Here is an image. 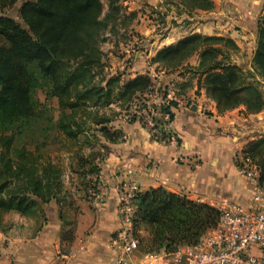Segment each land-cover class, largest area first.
Wrapping results in <instances>:
<instances>
[{
	"label": "trees",
	"instance_id": "16d2710c",
	"mask_svg": "<svg viewBox=\"0 0 264 264\" xmlns=\"http://www.w3.org/2000/svg\"><path fill=\"white\" fill-rule=\"evenodd\" d=\"M19 1L0 0V230L4 215H32L40 203L54 200L59 204L63 192L60 170L50 165L39 169L38 158L26 146L19 147L22 139L56 129L67 139L78 141L88 132L87 122L79 115L95 111L90 121L94 129L89 132L96 140L122 142L124 135L109 127L114 120L99 115L98 110L111 104L125 109L154 86L148 75L126 81L117 75L104 86H88L84 85L83 71L64 68L78 61H84L78 70L102 65L101 44L106 32L118 26L120 15L121 22L136 18V13L123 15L119 0H108L107 14L102 0H25L19 10L22 23L3 13ZM178 1L187 9L214 8L209 0ZM113 19L115 25L110 23ZM238 51L229 38L192 34L159 50L152 64L166 71L186 68L198 76L199 87L216 103L220 113L244 106L248 114H258L264 110V13L258 23L251 71L244 72L234 63L233 56ZM193 57L199 59L197 67L188 62ZM30 65L36 66L38 78L30 73ZM44 86L47 98L56 99L61 112L56 123L47 103H39L34 96ZM176 106L171 101L164 110L170 121L174 118L170 108ZM42 122L47 124L43 129ZM84 139L85 144L92 145L88 137ZM38 144L34 145L36 150ZM243 153L260 168L263 184L264 137L250 142ZM13 183L17 184L15 190L11 188ZM135 206V231L147 227L152 234L151 247L144 253L174 254L184 246L196 245L219 219L217 209L164 188L143 192Z\"/></svg>",
	"mask_w": 264,
	"mask_h": 264
},
{
	"label": "crops",
	"instance_id": "0c3cea01",
	"mask_svg": "<svg viewBox=\"0 0 264 264\" xmlns=\"http://www.w3.org/2000/svg\"><path fill=\"white\" fill-rule=\"evenodd\" d=\"M132 1L135 11L124 12L136 13L137 21L134 19L130 28L139 25L142 10L154 11L162 21L147 31L150 49L135 55L130 78L148 75L174 86L170 94L177 106L170 108L174 118L165 126L171 141H157L138 122H112V130L121 132L124 140L106 142L107 156L98 164L105 200L97 203L92 197L80 203V213L72 224L60 215L54 200L40 203L29 216L6 214L0 230V264H111L118 251L115 235L122 226L120 190L130 179L137 181L143 192L164 188L215 209L225 202L246 209L253 206V187L238 173L236 156L250 142L264 137V110L248 114L241 106L220 113L199 87L198 76L182 67L158 69L152 59L162 48L201 34L234 41L239 48L234 63L244 72L251 71L264 0H209L214 6L209 11L187 9L178 0ZM188 62L197 67L199 59L193 57ZM189 80L190 89L181 91ZM144 254L136 253L132 262L139 264Z\"/></svg>",
	"mask_w": 264,
	"mask_h": 264
},
{
	"label": "rangeland",
	"instance_id": "374dc122",
	"mask_svg": "<svg viewBox=\"0 0 264 264\" xmlns=\"http://www.w3.org/2000/svg\"><path fill=\"white\" fill-rule=\"evenodd\" d=\"M24 1L25 0H20L18 4L12 8L5 9L3 13L17 22L22 23L19 10ZM119 1V4L123 8V12H127L129 9L128 12L135 11L134 6L130 4L135 3L134 1ZM102 3L104 5V14L109 13L108 0H102ZM126 3L128 4L125 5ZM140 13L141 19H139V25L135 26L134 29L130 28L132 25H135L133 22L134 18H126V20L121 22L120 15L119 22H116V26H118L114 30H111V32H106V35L104 36L105 41L101 44L103 66H95L94 68L92 67V69L82 68V70H78L83 67L84 64V61H78L65 65V70H71L76 73L83 71L84 85L88 86H104L110 77L117 75L121 76L123 81L128 80L133 74L131 70L134 65L135 55L145 52L146 49H150L149 40L151 35L147 31H152L156 24H161L162 22L161 18L155 17V13L152 10H149L148 12H143L142 10ZM123 15L126 14L123 13ZM135 21H137L136 18ZM114 22V19L110 21V23L115 25ZM127 26H129V28ZM91 70L94 71V75ZM29 71L35 78L39 77L35 65H30ZM152 79L154 83V86L151 88L152 91H154L153 89H159L158 99L164 100L169 105L172 101L171 97H173V95L171 96L170 94V89H174V86L165 83L163 78L160 80L156 77H152ZM185 85L186 86L180 88L181 91H183V89H190V80ZM146 95L147 94L141 96L138 100H135L133 105L128 106L125 109L119 108L117 104L102 107L98 110L99 115L109 116L114 120L113 122L120 120L127 123L137 122L142 107H146L147 102L150 100ZM34 96L39 103H47L53 115L54 123H56L61 116L57 100L47 98L48 96L45 86L39 87ZM94 112L95 111H90V115H85L82 112L79 115L81 119L87 122L86 128L88 132L86 135L83 134L80 136L78 141L69 140L58 130L54 129L49 133L37 132L35 135L27 136V138H24L19 142V147L22 145L26 146L27 150L38 158L39 169L50 165L52 168L60 170L63 192L59 196L60 200L59 204L57 203V206L60 207L59 211H61V216L63 214L64 217H67L70 220V224H72L73 221H76L78 214L80 213V203L90 201V198H92V194L95 191V187L101 185L98 178L100 173L98 164L104 161L108 151L106 148V142L102 138L96 140L93 133L89 132L94 129L90 122L92 121ZM68 113L69 111L66 112V114ZM160 123L163 124L162 121H160ZM45 126H47V124L42 122V129ZM109 127L111 128L112 125ZM84 137H88L92 141V145L85 144ZM35 143H39L37 147L39 150H36V147L34 146ZM16 187L17 184L13 183L11 188L14 189ZM4 217L5 215L3 216L2 229L5 226ZM72 230L73 228L68 229L67 234L71 233ZM136 235L140 242L139 253L142 254L144 253L143 251L150 249L152 234L147 227H140L136 231ZM65 237L66 236L64 235V238ZM67 240H69V236H67Z\"/></svg>",
	"mask_w": 264,
	"mask_h": 264
},
{
	"label": "built area",
	"instance_id": "2783aa9c",
	"mask_svg": "<svg viewBox=\"0 0 264 264\" xmlns=\"http://www.w3.org/2000/svg\"><path fill=\"white\" fill-rule=\"evenodd\" d=\"M153 90L146 93L150 100L135 119L154 139L166 143L171 141L165 130L171 122L170 115L164 112L169 105L158 99L157 89ZM236 167L253 187V206L246 209L225 202L217 208L219 219L216 227L203 234L196 245L184 246L174 254L164 251L145 253L139 264H264V188L260 183L261 171L243 152L236 156ZM142 193V186L135 180H126L122 184V226L115 235L118 251L111 264H134L132 257L140 250L134 226L135 203ZM92 197L97 203H102L106 195L98 186Z\"/></svg>",
	"mask_w": 264,
	"mask_h": 264
},
{
	"label": "water",
	"instance_id": "95a60500",
	"mask_svg": "<svg viewBox=\"0 0 264 264\" xmlns=\"http://www.w3.org/2000/svg\"><path fill=\"white\" fill-rule=\"evenodd\" d=\"M195 108V107H194Z\"/></svg>",
	"mask_w": 264,
	"mask_h": 264
}]
</instances>
